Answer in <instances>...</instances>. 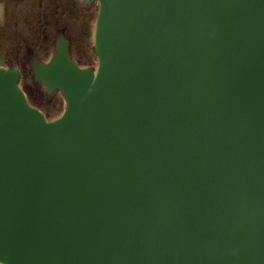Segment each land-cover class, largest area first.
Segmentation results:
<instances>
[{"label": "water", "instance_id": "water-1", "mask_svg": "<svg viewBox=\"0 0 264 264\" xmlns=\"http://www.w3.org/2000/svg\"><path fill=\"white\" fill-rule=\"evenodd\" d=\"M97 4L31 106L0 66V264H264V0Z\"/></svg>", "mask_w": 264, "mask_h": 264}, {"label": "trees", "instance_id": "trees-1", "mask_svg": "<svg viewBox=\"0 0 264 264\" xmlns=\"http://www.w3.org/2000/svg\"><path fill=\"white\" fill-rule=\"evenodd\" d=\"M0 3L5 15L0 25V66L18 68L22 76L19 85L28 103L49 119L42 111L48 105V95L34 80L31 63L48 59L57 40L63 38L69 43L70 58L78 66L93 67L92 33L97 4L85 7L83 0H0ZM19 29L25 34L23 39Z\"/></svg>", "mask_w": 264, "mask_h": 264}, {"label": "rangeland", "instance_id": "rangeland-1", "mask_svg": "<svg viewBox=\"0 0 264 264\" xmlns=\"http://www.w3.org/2000/svg\"><path fill=\"white\" fill-rule=\"evenodd\" d=\"M4 17L5 15L3 10V5L2 3H0V25H3ZM18 34H20V39H23L22 37L25 36L22 29H19ZM45 60H47V58ZM92 65L95 66V60L93 61ZM62 110H63V100L59 95H56V99H54L52 104H48L46 108L44 106V108L42 109V111L49 116L48 117L49 119H54L57 116H59Z\"/></svg>", "mask_w": 264, "mask_h": 264}, {"label": "flooded vegetation", "instance_id": "flooded-vegetation-1", "mask_svg": "<svg viewBox=\"0 0 264 264\" xmlns=\"http://www.w3.org/2000/svg\"><path fill=\"white\" fill-rule=\"evenodd\" d=\"M48 60V59H47ZM47 60H45V61H38V62H42V63H44V62H46ZM33 62H35V61H32V63ZM32 63H31V67H32ZM20 72V71H19ZM32 76H33V78H34V75H33V68H32ZM22 79V76L20 75V80ZM40 85V84H39ZM42 86V85H41ZM48 95V94H47ZM56 95H58L57 93L56 94H54V95H52V96H49L48 95V97H47V104H52L53 103V101H54V99H56Z\"/></svg>", "mask_w": 264, "mask_h": 264}]
</instances>
